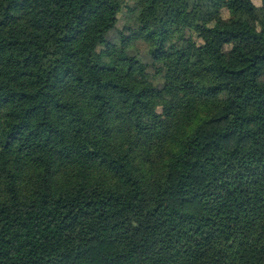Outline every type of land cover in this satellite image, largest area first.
I'll list each match as a JSON object with an SVG mask.
<instances>
[{"label": "trees", "instance_id": "1", "mask_svg": "<svg viewBox=\"0 0 264 264\" xmlns=\"http://www.w3.org/2000/svg\"><path fill=\"white\" fill-rule=\"evenodd\" d=\"M0 0V264H264V0Z\"/></svg>", "mask_w": 264, "mask_h": 264}, {"label": "rangeland", "instance_id": "2", "mask_svg": "<svg viewBox=\"0 0 264 264\" xmlns=\"http://www.w3.org/2000/svg\"><path fill=\"white\" fill-rule=\"evenodd\" d=\"M255 4L259 3V0H253ZM35 4L38 8L41 9L42 13L45 15L47 13V9L43 6L42 0H36Z\"/></svg>", "mask_w": 264, "mask_h": 264}]
</instances>
